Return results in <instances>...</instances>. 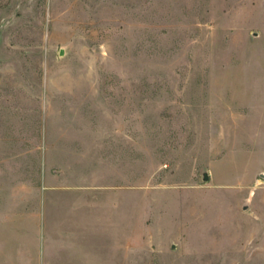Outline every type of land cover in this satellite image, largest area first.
Segmentation results:
<instances>
[{
    "label": "rangeland",
    "instance_id": "374dc122",
    "mask_svg": "<svg viewBox=\"0 0 264 264\" xmlns=\"http://www.w3.org/2000/svg\"><path fill=\"white\" fill-rule=\"evenodd\" d=\"M0 173V264H264V0H0Z\"/></svg>",
    "mask_w": 264,
    "mask_h": 264
},
{
    "label": "crops",
    "instance_id": "0c3cea01",
    "mask_svg": "<svg viewBox=\"0 0 264 264\" xmlns=\"http://www.w3.org/2000/svg\"><path fill=\"white\" fill-rule=\"evenodd\" d=\"M7 181L10 180L7 179L6 175L4 173H0V225H3L4 227L3 229L5 230L10 229V227L8 228L7 225L9 226L11 225V221H9L7 217L10 215V212L7 213L8 206L10 204L11 205L14 204V206L18 205L21 201H24L26 198V197L24 198V195L22 194L20 185L16 187H11V185H9ZM48 190H52V193H50V191ZM33 192L35 193V196L40 194L39 198L42 204L41 211H44V203L47 201L49 202L50 200L53 206L59 212V214L61 211L60 208H62L63 205L65 204L71 205L79 201L82 202V200L85 199V195L83 192L71 191V189H63L62 187H53L50 189L49 186H46L43 183V179H42L41 187L35 186V188H33ZM57 211H55V214L59 216ZM7 232L4 231L2 233V230H0V240L5 241L13 238V235L10 234L8 235ZM14 238L22 239V235L21 234L16 235Z\"/></svg>",
    "mask_w": 264,
    "mask_h": 264
},
{
    "label": "water",
    "instance_id": "95a60500",
    "mask_svg": "<svg viewBox=\"0 0 264 264\" xmlns=\"http://www.w3.org/2000/svg\"><path fill=\"white\" fill-rule=\"evenodd\" d=\"M202 179H203V180H207V179H208V174H207L206 171H204V172L202 173Z\"/></svg>",
    "mask_w": 264,
    "mask_h": 264
}]
</instances>
